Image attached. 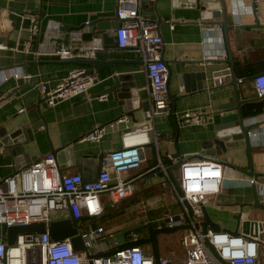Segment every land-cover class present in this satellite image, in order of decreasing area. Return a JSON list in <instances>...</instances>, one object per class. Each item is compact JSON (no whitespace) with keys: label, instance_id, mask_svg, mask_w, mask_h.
I'll return each mask as SVG.
<instances>
[{"label":"crops","instance_id":"1","mask_svg":"<svg viewBox=\"0 0 264 264\" xmlns=\"http://www.w3.org/2000/svg\"><path fill=\"white\" fill-rule=\"evenodd\" d=\"M195 1L145 0L142 3V15L150 20L160 21L159 32L163 40L161 53L170 69L166 96L168 94L176 98L174 109L178 120V133L175 136L170 122L171 113L155 119L154 128L160 136L157 147L153 144L144 147V161L140 169L120 175L125 180L134 179V193L113 208L118 211L116 214L125 216L119 221L113 234L143 224L144 216L137 211V204L142 200L148 203L152 218L167 212L164 205L170 206L172 212L177 211L175 200L161 186L163 173L157 166L162 164L166 171L167 166L160 157L171 160L172 164L177 161L173 158L175 154L182 161L209 156L222 163L226 187L224 185L220 193L211 198L212 205L205 210L221 231H234L236 221L233 217L239 212V204L253 203L251 187L246 184L248 176L229 166L247 168L245 148L233 146L222 150L215 143L216 128L224 114L232 111L225 107L234 103V94L227 81L228 76L220 77L225 82L219 85L220 88L211 89V75L229 69L228 46L233 74L238 80L240 110L244 103L253 99L252 81L247 79L264 72V0H256L255 15L241 13L239 0H222L226 7L228 26L231 27L227 33V44L224 38L219 39L218 27H221V19L201 21L199 8L195 9L192 5ZM198 1L200 6L204 5V0ZM116 2L117 0H0V45L6 47L0 49V72L20 67L29 76L28 82H23L12 78L3 80L0 74V138L14 132H19V137L26 138V166L51 154L52 150L70 146L71 159L60 165V173H78L86 181L94 180L98 169V156L120 149L122 134L144 125L143 111L148 107L150 94L164 89L167 73L161 65L145 67L137 63L133 52L114 50L113 32L119 25L115 17ZM245 4L252 6L249 0H245ZM207 6L215 8L216 4L210 3ZM41 10L43 15L39 17ZM26 14L35 16L41 40L49 21L73 29L90 22L94 28L93 34L101 38L103 44L104 37L108 40V44L104 45L105 50L98 53L96 59L108 61L120 58L134 63L113 67L115 73L131 76L134 87L132 90L135 93L133 109L126 111V107L119 104L111 93H106L113 85L108 70L97 73L98 81L86 95L59 101L54 106L47 105L37 90L39 84L53 87L65 79L76 66L55 62L59 60H35L26 52V48L31 46L28 31L31 21ZM168 22L173 23V28L169 27ZM105 24L109 25L111 36L96 27ZM96 32H102V36ZM92 36L84 35L83 40L89 41ZM201 73L206 75L202 82L204 91L190 92L180 97L178 77L192 76V81L197 83L195 76ZM103 93L107 94V100H98L97 97ZM195 111L204 113L205 124H192L183 120L184 114ZM124 114L129 116V122L116 123ZM242 117L249 124L256 125V128H264V110L254 117ZM97 127H104V134L99 142L81 141V138ZM250 160L254 173L259 174L258 178L263 176L264 147L251 148ZM17 167L12 156L1 148L0 180L14 174ZM106 201L107 198H101L102 203L105 204ZM110 209L107 208L104 216L95 221L94 225L102 226L103 222L112 219ZM241 213L244 220L264 223V210L253 208L246 214L243 211ZM89 221L91 220L84 219L82 222L87 224ZM136 232L141 238L146 237V228H140ZM129 233L125 234L127 242L130 241ZM258 264H264L261 256Z\"/></svg>","mask_w":264,"mask_h":264},{"label":"built area","instance_id":"2","mask_svg":"<svg viewBox=\"0 0 264 264\" xmlns=\"http://www.w3.org/2000/svg\"><path fill=\"white\" fill-rule=\"evenodd\" d=\"M154 1V0H153ZM239 0L241 13L254 14L256 0ZM143 0H117L115 17L119 22L113 32L114 50L119 52L129 49L148 67L161 65L163 40L156 21L144 17L141 13ZM30 18L29 38L31 46L26 52L35 60H73L96 59L98 53L105 50L101 38L95 36L90 22L69 32L67 43H63L64 32L60 24L49 21L43 39H39V24L34 15ZM173 28V23L168 22ZM93 35L84 41V35ZM219 39H223L222 27H218ZM0 49H6L0 45ZM166 73V68L161 65ZM85 67H76L68 76L53 87L39 84L37 90L47 105L54 106L59 101L84 96L98 81L97 73H87ZM3 80L10 78L28 82L29 76L22 68L13 67L0 72ZM167 80V76H166ZM164 89L150 94L148 107L143 111L144 125L121 136V148L102 155L99 174L94 180L86 181L80 174L63 175L55 157L51 154L25 168H17L14 174L0 180V264H155L150 253L142 246H133L104 257H89L112 250L110 239L113 233L105 234L95 221L102 218L107 208H114L134 193L132 180H125L120 175L127 171L140 169L144 159L142 150L153 144L158 145L160 136L156 133L154 122L157 117L169 115L170 103ZM220 80V79H219ZM222 81L219 85L225 84ZM252 87L257 99L264 98V72L252 80ZM107 100V95L97 97ZM187 123L202 125L206 116L200 111L184 114ZM116 123L126 124L129 116L124 114ZM111 126L113 124H110ZM104 134V127L94 128L81 141L99 142ZM152 136V138H150ZM251 148L264 147V128H254L248 133ZM163 173L161 186L175 200L177 211L167 212L159 217L149 215L148 203L140 201L137 211L144 216L143 225L154 229L188 226L177 231L180 234V246L183 256L172 260L165 256L159 258V264H258L263 240L249 234L232 235L225 231L215 232L207 228L203 232L204 211L212 205L211 198L220 193L226 182L222 163L204 156V158L182 161L173 176L159 164ZM246 184L256 186L258 194L264 197V175L248 177ZM226 187V185H225ZM107 198L104 203L101 198ZM162 200H164L162 198ZM240 212V209H239ZM236 212V215L239 213ZM149 215V219L147 218ZM235 215V216H236ZM91 220L78 223L77 232L81 236L83 250L76 251L71 238L59 241L51 239L47 229L53 221L63 219ZM32 223H44V233L17 234L12 244L7 242V229L24 227ZM147 236V234H146ZM130 241H136L140 235L136 231L129 233ZM117 244L115 243V248ZM104 248V249H103Z\"/></svg>","mask_w":264,"mask_h":264},{"label":"water","instance_id":"3","mask_svg":"<svg viewBox=\"0 0 264 264\" xmlns=\"http://www.w3.org/2000/svg\"><path fill=\"white\" fill-rule=\"evenodd\" d=\"M145 1V0H143ZM210 3H215V8H210L207 5ZM203 6H200V2L196 0L192 5L193 8L200 10V19L201 21H208V20H217L221 19V27L223 30V38L227 44V33L228 30L231 28L228 26V21L226 17V7L222 0H207L203 1ZM254 9V6H253ZM43 15L42 10L40 11L39 17ZM157 25H160V21L158 20ZM98 30L105 31L106 35L111 36L112 32L109 28V25H97L96 26ZM73 30L72 27L61 25L60 31L64 32V38L63 43H67L69 32ZM97 35L102 36V32H96ZM104 45L108 44V40L104 37ZM114 41V40H112ZM115 47V45H113ZM122 51H130L129 49H123ZM227 62L230 65L228 70L225 71H218L211 75L213 86L211 89L220 88L219 82L222 80H219L220 77L228 76L229 83L232 86L233 94H234V103L230 106L225 107V109H232L230 112H226L224 116L222 117L220 125L216 128V144L219 145V147L222 150H226L227 148H231L233 146L236 147H244L246 150L247 158H248V166L247 168H238L232 165H229L232 169L235 171L244 174L248 177H258L259 174L254 173L251 160H250V152H251V145L249 142V136L248 133L250 130L256 128L257 126L254 124H249L243 117L240 111V101L238 99V93H237V84L238 80L234 77L233 70L231 67V55L230 50L227 46ZM137 63L139 65L144 66V62L140 58H136ZM57 63L62 64H69V65H75L78 67H85L87 70V73H99L103 70H108L110 73V78L112 79L113 85L106 90V93H111L114 98L119 102V104L124 105L126 107V111L130 112L133 109V99L135 98V93L133 92V84L130 80L131 76L128 74H117L115 73L113 67L115 65H126V64H134L132 61L125 60V59H113V60H103V59H73V60H64V61H55ZM41 63V62H39ZM54 63V62H52ZM159 63L163 65L167 70V82H166V92H167V86H168V80L170 77V69L168 68L167 62L163 59L162 53L161 58L159 60ZM26 68V67H25ZM26 74V70L24 71ZM259 74L253 75L250 78H248V81L254 80ZM197 83L193 82L192 76H179L178 77V84L180 86L179 89V95L180 97H183L185 94L190 92H202L204 91L202 82L205 81L206 75L201 73L195 76ZM224 81V80H223ZM226 81V80H225ZM106 93H103L101 95H104ZM107 95V94H106ZM168 101L170 103L171 107V115H170V122L173 126V129L175 131V136H177L178 133V127L177 123L178 120L175 117V105L174 101L176 98H172L167 94ZM44 100V99H43ZM135 108V107H134ZM19 132H14L10 135H5L0 138V149L3 148L7 154H10L14 160L15 163H17V168H25L27 167V163H25L27 159V150H26V144H28V141L24 137L18 136ZM51 155H53L57 161V164L60 168V165L65 162V160L68 162V159L70 160L71 155V148L70 146L64 147L63 149L59 150H52ZM174 159H177L176 163L173 164L172 167L167 168V171L170 173L171 176H173V171L177 170L180 165L182 164V160L178 158V154L173 155ZM101 159L102 155L98 156V169L96 173V177L99 174L100 167H101ZM24 161V162H23ZM25 163V164H24ZM228 165V164H227ZM95 177V178H96ZM251 194L253 203L252 205L248 204H239L238 208L240 209V212L233 217V219L236 221V227L234 231H225L228 232L234 236L239 235V231L242 234H249L250 236L259 237L261 240L264 238V223H259L256 221H251L247 219H242L241 217V211L244 207H252V208H258L261 210H264V197L260 196L258 194V189L256 186L251 187ZM147 218L149 219V215L147 214ZM85 218L81 219H63L59 221H53L49 224V227L47 229V232L49 233L50 237L54 241L63 240L66 238H71V244L74 250L80 251L84 249L81 236L78 235L77 227L78 223ZM144 225L140 224L138 226L130 227L127 229H124L120 232H117L113 235V237L110 239L112 250L106 251L104 253L100 254H92L89 255V257H98V256H110L114 254L117 251H121L133 246H143L146 244H149L151 247V254L154 258L155 264H159V241H158V235L160 234H171L176 231L186 229L188 226H182V227H176L172 229L168 228H162V229H154L151 225H148L146 227L147 236L139 238L136 241H125V234L137 231L140 228H143ZM207 228H210L211 230L215 232H219L220 227L213 223L210 218L207 215V212L204 211V224H203V232ZM46 231V227L44 223H32L28 226L24 227H10L7 229V242L8 244H12L15 240V237L17 234L20 233H44ZM115 243L117 244V247L115 248ZM104 249V248H103Z\"/></svg>","mask_w":264,"mask_h":264},{"label":"rangeland","instance_id":"4","mask_svg":"<svg viewBox=\"0 0 264 264\" xmlns=\"http://www.w3.org/2000/svg\"><path fill=\"white\" fill-rule=\"evenodd\" d=\"M175 171L177 173V170ZM244 208L242 210L243 214H246L249 210L253 209L252 207H244ZM117 212L118 211L113 208L109 210V214L111 213L113 214L112 219L103 222L101 226L105 234L114 233V230L118 227L119 221L125 218V216L121 217V215L116 214ZM158 241H159V251L161 256H165L175 261L180 260L182 258L183 250L180 246V235L177 231L171 234L158 235ZM142 248L146 253L151 252V247L149 244L143 245ZM260 252H261L260 253L261 258L264 259V248L261 247Z\"/></svg>","mask_w":264,"mask_h":264},{"label":"trees","instance_id":"5","mask_svg":"<svg viewBox=\"0 0 264 264\" xmlns=\"http://www.w3.org/2000/svg\"><path fill=\"white\" fill-rule=\"evenodd\" d=\"M78 67V66H76ZM264 110V98L263 99H257L255 97V94H254V97L252 100H250L249 102H246L244 103L242 106H241V114L242 116L244 117H254L258 114H260L262 111ZM161 158V161L164 165L167 166V168L169 167H172L173 164H172V161L171 160H163L162 157ZM149 213L151 214V211H149ZM149 214V215H150Z\"/></svg>","mask_w":264,"mask_h":264}]
</instances>
